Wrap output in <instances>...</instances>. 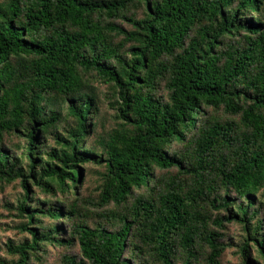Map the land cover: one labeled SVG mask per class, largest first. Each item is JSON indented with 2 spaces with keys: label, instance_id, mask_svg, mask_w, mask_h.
I'll return each instance as SVG.
<instances>
[{
  "label": "trees",
  "instance_id": "16d2710c",
  "mask_svg": "<svg viewBox=\"0 0 264 264\" xmlns=\"http://www.w3.org/2000/svg\"><path fill=\"white\" fill-rule=\"evenodd\" d=\"M16 182L31 240L6 264L74 239L83 260L58 264H220L231 223L241 264H264V0H0V185Z\"/></svg>",
  "mask_w": 264,
  "mask_h": 264
},
{
  "label": "rangeland",
  "instance_id": "374dc122",
  "mask_svg": "<svg viewBox=\"0 0 264 264\" xmlns=\"http://www.w3.org/2000/svg\"><path fill=\"white\" fill-rule=\"evenodd\" d=\"M118 23H121V21L117 22V24ZM122 26L125 29H130V27L125 23H123ZM99 87L102 88L103 91H106V86L104 84H99ZM158 94L161 96L162 100H166L167 93L163 84H161V86L159 87ZM109 107L110 106H106V104L104 103L100 104L101 118L102 120H105L107 124H109L108 127H111L113 123V110H111ZM12 143L13 142L8 144ZM15 143H18L21 146V149H18L15 152V155L20 156L23 152L22 146L25 145V141L23 138L17 137V139H15ZM48 147L55 146L50 143V146ZM23 163L26 164L25 161H23ZM99 171V168L91 164L84 166L81 180L84 183L80 185L79 189L80 196H82V198H85V200H97V198H95L94 196L96 193V187L99 184ZM32 191L35 192L36 199H44L45 196L43 194H39L36 188L33 187ZM22 193L23 192L17 182L9 185H0V264L16 262L19 257L17 255H12L8 251L9 247H15L24 243H28L31 240L30 236L27 233L21 231V225L24 222L15 216V212L13 209L9 208V204L12 207H16L17 200L18 198L22 197ZM50 200L53 202L55 201L53 197H50ZM256 202L257 207H259L258 217L264 220V195L261 193L257 194ZM86 221L91 226L103 225L109 230H115L118 227V225H116L115 223L105 221L101 217L97 216V212L92 214L91 217L86 219ZM44 223L48 224V220L44 219ZM60 223L62 224L60 226L65 227L64 222L61 221ZM222 233L224 235L222 241L227 244L228 247L224 251L222 258L220 259V264H241V258L239 256L237 248L242 243L245 237V232L242 230L241 225L237 223L227 224ZM59 237H63L65 239V237H67V234L65 236ZM253 252L254 251L252 250V253ZM39 254L41 255V261L37 262L35 260L32 261V264H58L59 258L63 254L73 256L77 259V261L83 260L82 255L79 253L78 244L75 239L73 245H71L67 249H65L64 247H46L45 249H42ZM206 254L207 251L204 250L202 252V256L199 258V264H206ZM181 255V253H178L176 255L177 259L174 260L176 264H181ZM150 263L158 264L154 263V261Z\"/></svg>",
  "mask_w": 264,
  "mask_h": 264
}]
</instances>
